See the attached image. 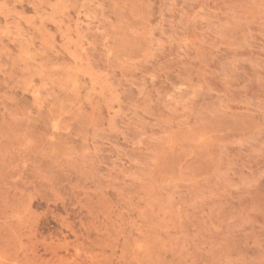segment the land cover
<instances>
[{"label": "rangeland", "instance_id": "374dc122", "mask_svg": "<svg viewBox=\"0 0 264 264\" xmlns=\"http://www.w3.org/2000/svg\"><path fill=\"white\" fill-rule=\"evenodd\" d=\"M0 264H264V0H0Z\"/></svg>", "mask_w": 264, "mask_h": 264}]
</instances>
